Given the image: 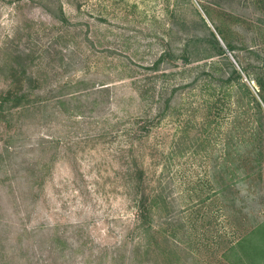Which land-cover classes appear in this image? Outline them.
<instances>
[{"label": "rangeland", "instance_id": "1", "mask_svg": "<svg viewBox=\"0 0 264 264\" xmlns=\"http://www.w3.org/2000/svg\"><path fill=\"white\" fill-rule=\"evenodd\" d=\"M60 3L68 23L54 16ZM208 26L237 45L227 54L239 70L264 63V0H0V92L17 60L39 82L34 106L0 117V264H29L27 248L32 264H234L230 246L258 238L251 231L264 220V181L240 167L264 152L259 118L244 136L250 143L233 151L236 178L216 166L236 165L222 160L232 114L217 129L211 116L179 110L200 102L202 81L156 119L163 86L169 95L203 62L149 65L167 43L180 50ZM139 169L147 191L163 198L145 228Z\"/></svg>", "mask_w": 264, "mask_h": 264}, {"label": "trees", "instance_id": "2", "mask_svg": "<svg viewBox=\"0 0 264 264\" xmlns=\"http://www.w3.org/2000/svg\"><path fill=\"white\" fill-rule=\"evenodd\" d=\"M54 16L63 23L69 22L62 3L59 4L57 12L54 13ZM202 20L207 25L205 19L202 18ZM208 29L209 33L207 35L192 36V38L188 39L180 50H176L170 43H167L163 51H161L153 63L149 65L150 69L156 70L160 68V65L166 62L173 64V67H178L177 63H175L176 59L184 61L185 66H188L193 61L203 62L202 64H199V72L189 83H176L173 85L172 89H170V94L167 96H164V90L166 87L163 86V89L158 93V96L163 99V105L158 109L156 119L158 121L163 119L171 109L175 108L177 96L182 90L186 88L188 89L190 86H197L198 83L202 81L203 83L200 87L202 96L199 99L200 102L195 103V100L189 103H182L179 110L181 113L185 110V114L187 116L189 115V119L191 118V115L197 114V111L202 113L204 116L208 117L209 115L211 116L212 121L211 123H208V127L212 125L217 129H220L222 124L225 122L224 115L226 113H229V115L232 114L230 121H227L231 124L230 127H228L230 135L226 137L228 146L224 153L225 156H222V160L226 159L227 162L236 163V165L225 163L228 164L229 168L227 169H222L223 163H218L216 166L218 167L217 173H220V171L223 172V174H225V172L226 174L231 172L233 176L232 178H236V174L239 171L237 168H239V166H237L235 156L233 155L235 147L244 143H250L244 136L247 132H249L247 128L251 127L253 116L259 118L256 126L257 133L261 131V128L264 126V122L262 120L264 119V73L262 71L264 69V63L258 64L247 61L245 64L243 63L241 66L242 69L239 70L229 60L227 54L228 51L234 52L237 45L228 40L224 31L219 29V27H216V29L218 34L221 35L225 45L222 44L216 33L211 30L209 26ZM192 43L195 45L194 49H190ZM245 48L248 51V54L256 53L253 48ZM199 50H203L206 53L196 55V52H199ZM256 54L258 55V53ZM217 56L222 57V60L225 61L230 68L226 70L224 69L223 64H220L219 66L218 60L215 59ZM9 70L10 74L8 77L10 78L11 86L8 90L0 92L1 118L4 116L3 113L5 114L6 112H8L6 115H11L10 110L12 108L19 106L26 107L27 103L34 106V104L38 101V99L33 97V94L34 90L38 88L39 82H36L35 78L30 77L27 70V64L24 63L23 60H17V62L14 63ZM242 72H245L248 77L257 82L260 97L256 96V94L252 91L250 84L244 80ZM164 75L169 77L166 72ZM77 82H80V80ZM101 88L105 91L109 90L108 86H103ZM235 88H242L244 90V94L234 93ZM205 95L206 97H204ZM232 107H235V109ZM253 109H257L260 114H253L251 112ZM255 113H257V111ZM5 119L8 118L5 117ZM149 129L150 123L142 125L137 129V131H134L135 136H140L142 132H148ZM253 131L255 132V130ZM250 132L252 133V130ZM261 153L262 155H259L256 159L258 161L255 160L254 162H251L252 165L249 164L247 157H242L241 161L245 160V162H242L240 168L244 169L242 172H246L244 178H251L253 175L257 174V177L264 181V164L262 163L263 159L261 158L264 156L263 150ZM219 159L218 162H220ZM231 167H235L236 169L231 171ZM144 185L145 180L143 176V169H139L138 175H136V181L134 182V187L137 188L138 193L140 194L138 205L140 206L141 215L140 225L143 228H145V226H150L155 214V208L158 206L159 201L163 199L160 192L156 194L149 193L147 191L148 187H145ZM251 234L253 236H258V238L252 237L253 241L250 242L248 237H244L232 244L228 249L229 253H227L226 256H228L230 260L233 258L234 264H264V220L251 231ZM25 251L28 252V248L25 249ZM26 252H24V256H26L24 260L28 261L29 264H32V260Z\"/></svg>", "mask_w": 264, "mask_h": 264}, {"label": "water", "instance_id": "3", "mask_svg": "<svg viewBox=\"0 0 264 264\" xmlns=\"http://www.w3.org/2000/svg\"><path fill=\"white\" fill-rule=\"evenodd\" d=\"M219 40L222 42V44H223V41L221 40V38L219 37ZM224 45V44H223ZM182 63H184V61H182Z\"/></svg>", "mask_w": 264, "mask_h": 264}]
</instances>
